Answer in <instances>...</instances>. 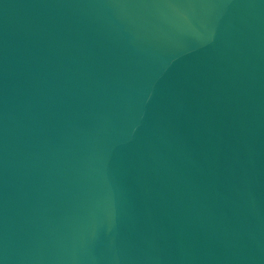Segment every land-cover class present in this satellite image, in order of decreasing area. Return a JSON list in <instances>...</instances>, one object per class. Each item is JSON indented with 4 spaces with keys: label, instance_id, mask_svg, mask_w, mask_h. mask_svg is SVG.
<instances>
[{
    "label": "water",
    "instance_id": "95a60500",
    "mask_svg": "<svg viewBox=\"0 0 264 264\" xmlns=\"http://www.w3.org/2000/svg\"><path fill=\"white\" fill-rule=\"evenodd\" d=\"M0 264H264V0H0Z\"/></svg>",
    "mask_w": 264,
    "mask_h": 264
}]
</instances>
